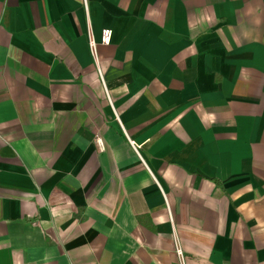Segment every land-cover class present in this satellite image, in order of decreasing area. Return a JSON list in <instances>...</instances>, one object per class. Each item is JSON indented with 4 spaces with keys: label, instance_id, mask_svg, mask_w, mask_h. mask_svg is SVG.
I'll return each instance as SVG.
<instances>
[{
    "label": "crops",
    "instance_id": "0c3cea01",
    "mask_svg": "<svg viewBox=\"0 0 264 264\" xmlns=\"http://www.w3.org/2000/svg\"><path fill=\"white\" fill-rule=\"evenodd\" d=\"M0 264H264V0H0Z\"/></svg>",
    "mask_w": 264,
    "mask_h": 264
},
{
    "label": "built area",
    "instance_id": "2783aa9c",
    "mask_svg": "<svg viewBox=\"0 0 264 264\" xmlns=\"http://www.w3.org/2000/svg\"><path fill=\"white\" fill-rule=\"evenodd\" d=\"M85 5V9H87L86 7V3H84ZM110 37H111V31L109 29H103L101 31V36H100V45L106 46L109 44L110 42ZM96 43L94 40L90 39L89 40V47L90 49L93 51L96 48ZM128 139V138H127ZM128 142L130 144V146L133 148L134 152L136 153V155L139 157V159L141 160V162L143 163V160L141 158V155L139 153V147L137 146L134 142H132L131 140L128 139ZM95 146L97 148L98 151L103 152L105 150V146L103 144V141L101 138H96L95 141Z\"/></svg>",
    "mask_w": 264,
    "mask_h": 264
}]
</instances>
